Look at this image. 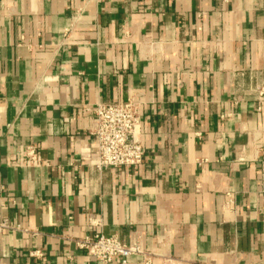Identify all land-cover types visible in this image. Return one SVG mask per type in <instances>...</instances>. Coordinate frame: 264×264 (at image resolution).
<instances>
[{"label":"crops","instance_id":"crops-1","mask_svg":"<svg viewBox=\"0 0 264 264\" xmlns=\"http://www.w3.org/2000/svg\"><path fill=\"white\" fill-rule=\"evenodd\" d=\"M128 100L142 162L98 169ZM262 160L264 0H0V264H264Z\"/></svg>","mask_w":264,"mask_h":264},{"label":"built area","instance_id":"built-area-1","mask_svg":"<svg viewBox=\"0 0 264 264\" xmlns=\"http://www.w3.org/2000/svg\"><path fill=\"white\" fill-rule=\"evenodd\" d=\"M140 106L133 100L121 104H99L95 109V121L91 135L94 139L93 164L102 168L137 167L142 162L143 151L140 141ZM29 164L36 161L33 147L26 148ZM261 220L264 222V160L260 162ZM6 226L0 224V232ZM77 246L100 264H127L128 258L138 254L135 246L122 244L116 237L101 233L77 241ZM31 256H42L32 252Z\"/></svg>","mask_w":264,"mask_h":264}]
</instances>
